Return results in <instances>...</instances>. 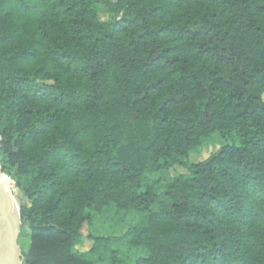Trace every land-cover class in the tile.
I'll use <instances>...</instances> for the list:
<instances>
[{
  "label": "trees",
  "instance_id": "1",
  "mask_svg": "<svg viewBox=\"0 0 264 264\" xmlns=\"http://www.w3.org/2000/svg\"><path fill=\"white\" fill-rule=\"evenodd\" d=\"M0 137L23 264H264V0H0Z\"/></svg>",
  "mask_w": 264,
  "mask_h": 264
},
{
  "label": "rangeland",
  "instance_id": "2",
  "mask_svg": "<svg viewBox=\"0 0 264 264\" xmlns=\"http://www.w3.org/2000/svg\"><path fill=\"white\" fill-rule=\"evenodd\" d=\"M99 17L102 21L110 20V15L108 14L107 9L104 7H99ZM222 144H223V141L219 138L218 134H214L211 138L204 139L199 147L191 150L189 154V159L191 162H198V161L204 160L205 158L210 156L213 152H215L217 149H219ZM185 172L186 171L183 167L175 166L173 168H170L166 172H163L159 175L152 176L153 180L156 181V185L154 189L159 194L161 201H166V198L162 194L165 183H167L168 181L172 180L174 177L180 174H183ZM15 175H16L15 172H13L12 174H4L2 180L5 181L7 189L10 193V196L15 204V209L17 211V208H16L18 206L17 199L24 200V195H23V192L16 185ZM157 209H158L157 206L153 207L154 211ZM126 221L127 222L130 221V216L127 217ZM125 230H126V227L124 226L123 228H121L120 232H115L113 234L122 233ZM81 233L83 236L82 239H84L85 237L83 243L80 242L76 244L73 248V252L78 253V254L85 252L91 246V241H89L86 238V236L88 235V227L86 225L82 228ZM21 245L22 247H24V245H26V241L22 242Z\"/></svg>",
  "mask_w": 264,
  "mask_h": 264
},
{
  "label": "water",
  "instance_id": "3",
  "mask_svg": "<svg viewBox=\"0 0 264 264\" xmlns=\"http://www.w3.org/2000/svg\"><path fill=\"white\" fill-rule=\"evenodd\" d=\"M3 176L0 164V264H23L22 250L18 243L19 210L17 206V219L13 221L6 211L7 196L1 184Z\"/></svg>",
  "mask_w": 264,
  "mask_h": 264
},
{
  "label": "bare ground",
  "instance_id": "4",
  "mask_svg": "<svg viewBox=\"0 0 264 264\" xmlns=\"http://www.w3.org/2000/svg\"><path fill=\"white\" fill-rule=\"evenodd\" d=\"M1 184H2L3 188L5 189V193H6V196H7L6 211L9 214V216L11 217V219L13 221H16V219H17V211L15 209V204H14V202H13L11 196H10V193H9V191L7 189L5 181L1 180Z\"/></svg>",
  "mask_w": 264,
  "mask_h": 264
}]
</instances>
